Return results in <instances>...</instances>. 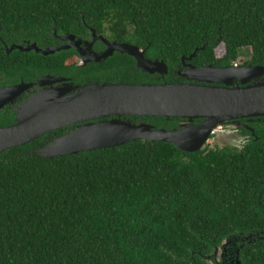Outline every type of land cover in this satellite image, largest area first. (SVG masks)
I'll return each mask as SVG.
<instances>
[{"label": "trees", "instance_id": "16d2710c", "mask_svg": "<svg viewBox=\"0 0 264 264\" xmlns=\"http://www.w3.org/2000/svg\"><path fill=\"white\" fill-rule=\"evenodd\" d=\"M86 25L145 47L170 69L196 48L198 65L228 64L245 50L264 65V0H0V85L45 74L79 84L146 81L126 54L78 66L75 50L6 48L27 41L46 48L56 35L83 37ZM15 117L11 106L0 109V125ZM241 123L255 134L241 128L248 138L240 146L195 152L138 139L48 158L37 154L47 135L5 150L0 264H219L214 255L225 239L231 260L239 249L243 264H264V117Z\"/></svg>", "mask_w": 264, "mask_h": 264}, {"label": "water", "instance_id": "95a60500", "mask_svg": "<svg viewBox=\"0 0 264 264\" xmlns=\"http://www.w3.org/2000/svg\"><path fill=\"white\" fill-rule=\"evenodd\" d=\"M65 38L70 41L67 45L41 48L36 42H29L26 46L12 45L8 52L14 49L25 52L34 50L49 55L73 45L82 51V41L75 34L66 35ZM107 44L108 49L102 53L87 57L81 52V64L100 62L119 50L135 57L141 71L162 76L169 73V65L163 59L146 57L145 51L137 45ZM198 50L196 48L191 55L183 56L182 60H192ZM180 74L208 84L104 81L81 85L74 84L69 77L45 74L35 82L22 80L15 84L0 85V109L14 103L17 97L36 84L47 86L17 107L13 123L0 125V153L72 124L77 126L70 133L43 146L37 154L51 158L115 147L138 139L164 141L183 151L195 152L204 148L212 135L222 130L227 122H233L235 128H246L255 134L254 128L241 123L240 119L264 117V65H189ZM214 82L222 84H210ZM135 115L179 117L186 121L167 128L149 123L135 124L122 118ZM195 119L201 120L195 122ZM254 239L250 236L245 242ZM229 243L230 240L225 239L216 254L222 249L225 255L227 249L224 250V245ZM239 252L238 249L237 258L229 264H243Z\"/></svg>", "mask_w": 264, "mask_h": 264}, {"label": "flooded vegetation", "instance_id": "af4514ba", "mask_svg": "<svg viewBox=\"0 0 264 264\" xmlns=\"http://www.w3.org/2000/svg\"><path fill=\"white\" fill-rule=\"evenodd\" d=\"M86 27H87V32L84 34L83 37L82 36H79V35H77L75 33H71V32H68V33H65V34H62V35H56V37L58 39V42L56 44H53V45L48 46V47H55V46L67 45L70 41L67 40L65 38V36L66 35H69V34H75L76 35V38L82 41V43L80 44V48L82 50L81 52H84L85 56H87V57H89L90 55H93L95 53H102V52L106 51L108 49V44L107 43L116 42V43H130V44H133V45H137L138 47H140L141 50H144L145 51V56L146 57L152 58V57H149L147 55L146 48L140 46L137 43L130 42L128 40H118L116 38H112L111 39V38L108 37V35L106 33L98 31V29L96 27L92 26V25H86ZM94 33L96 34V37L94 36ZM29 42L30 41H27L26 45ZM91 42H93V43H91ZM12 45H16V44H11V46ZM6 48L9 49V47H7V46H6ZM63 50H75L76 53L73 55V59H74V62L78 66H86L89 63H103L104 61L108 60L110 57H113L115 55H119V54L120 55H123V54H126V55L132 57L133 60L135 61L136 72L140 71L141 73H143L145 75V78H146V81L145 82H133V83L189 82V83L208 84V82H205V81H199V80L189 79L186 76H183L182 74H180V72L185 71L189 67V65H194L196 67H202L204 65H213V66L242 65V66H244V65L252 64L251 62H249V58L248 59H245V58L243 59L241 57H239L236 60H233L231 63H228V64L202 63V64H199L198 65V64L193 63L192 60L186 59L185 61L182 60L181 63L178 64L176 66V68H174V69H170V67H169V73L167 75H163L162 76L159 73H149V72L141 71L137 67L135 57H133L132 55H130L128 53L120 52L119 50H115L111 55H109L106 59H102V61H100V62L91 61V62H88L85 65H82L81 64L82 63V55H81V52L79 51V49L75 45L71 46L70 48L63 49ZM152 59H155V58H152ZM107 72H108V70H107ZM52 75L62 76V75H58V74H52ZM169 76H170V79L171 80H169V78H168ZM64 77H69L74 82L72 76L67 75V76H64ZM172 78H174V80ZM39 79H37L35 81H38ZM35 81H31V82H35ZM104 81H110V80L94 81V82H104ZM112 82H123V81H112ZM128 83H130V82H128ZM74 84H79V83H75L74 82ZM210 84H212V85H221L222 83H216V82H214V83H210ZM81 85H84V84H81ZM45 87H47V86H40L39 84H36L33 87H31L29 90L23 92L19 97H17L16 100L14 101V103L8 104L7 106H11L12 108H14L16 110L17 107L19 105H21L31 95H33L34 93L40 91L41 89H43ZM155 117H160V116L135 115V116H123L122 118L124 120H128L131 123H135V124L149 123V124H152V125H155V126H158V127H163L162 125L159 124V122L155 121ZM161 117H164V116H161ZM110 118H112V117H110ZM164 118L166 120H170L172 118H176L177 124L176 125H173L172 127L179 126L181 122L186 121V119H182V118H179V117H171V118L164 117ZM242 119H245L246 121H250L251 118H242ZM200 120L201 119H195V122H199ZM240 122H241V119H240ZM69 126H70V129L71 130L68 133H70L77 126V124H72V125L64 126V127L59 128V129H56V130H60L62 128H66V127H69ZM224 127H225L226 130H231V131H235V132H240V129H241V128H235L233 122H227L224 125ZM56 130L50 131L47 134H45V135H47V137L44 138L45 144L43 146L47 145L51 141H53L56 138L60 137V136H56L55 137V135L57 134V131ZM226 130H223V132L226 131ZM68 133H66V134H68ZM66 134H64V135H66ZM241 134H243V133H241ZM214 136H215V134L212 135V137H214ZM243 136H244V139L241 140L239 142V144H237L235 146H240L241 143H243L245 140H247L248 135L243 134ZM43 146H41L38 149V151Z\"/></svg>", "mask_w": 264, "mask_h": 264}, {"label": "rangeland", "instance_id": "374dc122", "mask_svg": "<svg viewBox=\"0 0 264 264\" xmlns=\"http://www.w3.org/2000/svg\"><path fill=\"white\" fill-rule=\"evenodd\" d=\"M249 57H250L249 50H245V53H244V55L241 56V58L248 59ZM223 130H226L225 127L222 130L217 131L215 133V136L212 137L207 144H209V146H211V147L216 146V145H219V146H223V145L235 146V145L239 144V142L241 140L244 139L243 134H241L240 132H235V131H231V130H226L223 132ZM225 247H224V249H227V247L226 248ZM228 256L229 255H228L227 250H226V254L224 255L222 249H220L217 252V254L214 255V258L216 259V261L219 264H221V263H223L224 259H225V261H229L230 258Z\"/></svg>", "mask_w": 264, "mask_h": 264}]
</instances>
